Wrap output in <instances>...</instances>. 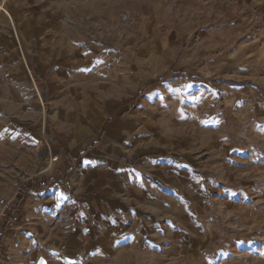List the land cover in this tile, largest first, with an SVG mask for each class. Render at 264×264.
I'll list each match as a JSON object with an SVG mask.
<instances>
[{"label": "crops", "instance_id": "0c3cea01", "mask_svg": "<svg viewBox=\"0 0 264 264\" xmlns=\"http://www.w3.org/2000/svg\"><path fill=\"white\" fill-rule=\"evenodd\" d=\"M0 6V63L24 62L41 116L32 129L54 165L21 191L19 221L0 223V264H103L177 246L212 193L186 125L144 107L153 78L134 60L146 49L131 14L59 0Z\"/></svg>", "mask_w": 264, "mask_h": 264}, {"label": "rangeland", "instance_id": "374dc122", "mask_svg": "<svg viewBox=\"0 0 264 264\" xmlns=\"http://www.w3.org/2000/svg\"><path fill=\"white\" fill-rule=\"evenodd\" d=\"M59 1L131 14L146 49L134 60L153 78L144 107L174 111L186 125L212 193L208 213L180 229L177 246L103 264H264V0ZM1 64L0 223L9 225L20 219L12 213L21 191L54 165L32 129L41 116L24 62Z\"/></svg>", "mask_w": 264, "mask_h": 264}, {"label": "bare ground", "instance_id": "6f19581e", "mask_svg": "<svg viewBox=\"0 0 264 264\" xmlns=\"http://www.w3.org/2000/svg\"><path fill=\"white\" fill-rule=\"evenodd\" d=\"M3 8V6H1Z\"/></svg>", "mask_w": 264, "mask_h": 264}]
</instances>
